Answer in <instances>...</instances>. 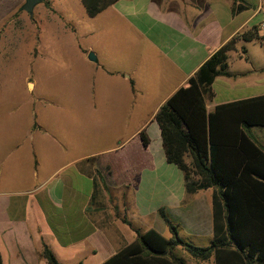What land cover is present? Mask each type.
I'll return each mask as SVG.
<instances>
[{"label":"crops","instance_id":"obj_1","mask_svg":"<svg viewBox=\"0 0 264 264\" xmlns=\"http://www.w3.org/2000/svg\"><path fill=\"white\" fill-rule=\"evenodd\" d=\"M93 18L95 41L94 34L65 41L63 66L50 57L56 69L38 73L48 59L33 57L22 84L28 98L8 112L13 124L0 134V146L12 148L0 149L2 264H47L43 245L52 253L57 246L102 254L105 262L135 241L137 221L160 208L184 237L212 243V189L186 194L182 173L165 160L154 116L231 39L264 38V0H119ZM245 45L253 46V56ZM263 47L236 41L228 53L230 76L214 80L207 113L264 96V65L253 60ZM240 60L248 67L231 71L229 63ZM227 132L219 141H240ZM249 133L264 149V128ZM96 172L103 197L92 204Z\"/></svg>","mask_w":264,"mask_h":264},{"label":"trees","instance_id":"obj_2","mask_svg":"<svg viewBox=\"0 0 264 264\" xmlns=\"http://www.w3.org/2000/svg\"><path fill=\"white\" fill-rule=\"evenodd\" d=\"M117 1L80 0L89 18ZM238 40L264 43V38L251 33L231 39L154 116L165 160L182 173L186 194L212 189L211 245L199 248L183 241L166 210L160 208L157 214L169 228L171 238L166 239L153 229L135 230V241L102 264H184L175 252L177 247L201 262L264 264V149L249 133L251 128H264V96L221 105L213 113L205 109V99L212 96L214 80L230 76L228 53L234 50ZM225 128L227 135L240 139L237 144L219 141V133L221 136ZM139 139L143 147L148 146L144 132L139 134ZM95 174L92 204L103 197L102 178L98 172ZM41 257L47 264H59L45 245Z\"/></svg>","mask_w":264,"mask_h":264},{"label":"rangeland","instance_id":"obj_3","mask_svg":"<svg viewBox=\"0 0 264 264\" xmlns=\"http://www.w3.org/2000/svg\"><path fill=\"white\" fill-rule=\"evenodd\" d=\"M23 4L24 0H0V105L3 106L0 108V134H4V127L9 128L13 124L8 112L17 108L20 110L19 105L28 98L22 89V84L25 72L32 71L33 57L40 54L46 60L48 59L47 63L45 61L40 63L37 69L38 73L48 74L56 69L55 63L50 66V57L57 60V66L64 65L69 47L65 41L91 39L90 35L95 33L97 27L96 20L87 16L80 0H42L34 7L31 16L21 10ZM95 35L92 41H95ZM245 47H249V52L253 56V46L245 45ZM253 60L256 65H264V47L262 51L255 53ZM229 64L230 70L234 72L248 67L244 60L232 61ZM32 80L31 75L27 77L24 83L26 89L31 88ZM46 80L47 78L41 77L42 84ZM0 149L12 148L0 146ZM116 216H119L118 212ZM173 223L177 224L175 221ZM134 227L139 232L158 227L161 228L160 234L164 238L172 237L169 228L157 211L148 215L143 221H137ZM176 232L179 238L194 246L203 248L211 244V241L206 238H186L177 227ZM175 252L183 259L184 264H213L211 260L201 262L193 259L182 247H177ZM53 253L60 264H77L83 258L82 264H102L103 262L102 254L64 251L57 246L53 247Z\"/></svg>","mask_w":264,"mask_h":264},{"label":"water","instance_id":"obj_4","mask_svg":"<svg viewBox=\"0 0 264 264\" xmlns=\"http://www.w3.org/2000/svg\"><path fill=\"white\" fill-rule=\"evenodd\" d=\"M42 0H24V4L21 6V10L26 12L28 15H32L33 9L36 5L41 3ZM88 59L91 61H95V57L92 53H89Z\"/></svg>","mask_w":264,"mask_h":264},{"label":"built area","instance_id":"obj_5","mask_svg":"<svg viewBox=\"0 0 264 264\" xmlns=\"http://www.w3.org/2000/svg\"><path fill=\"white\" fill-rule=\"evenodd\" d=\"M259 30L262 34H264V22L259 25Z\"/></svg>","mask_w":264,"mask_h":264}]
</instances>
